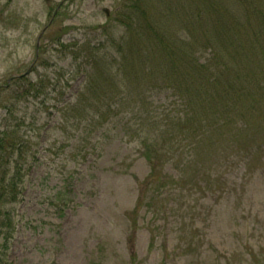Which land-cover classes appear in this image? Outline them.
Instances as JSON below:
<instances>
[{"label":"rangeland","instance_id":"rangeland-1","mask_svg":"<svg viewBox=\"0 0 264 264\" xmlns=\"http://www.w3.org/2000/svg\"><path fill=\"white\" fill-rule=\"evenodd\" d=\"M127 3L0 0V127H15L26 140L19 194L0 206L9 211L12 225L4 264H241L250 248L264 249V148L258 151L246 136L240 148L231 145L237 152L223 153L228 160L221 153L211 159L212 177L220 178L214 196L196 197L192 187L175 189L179 195L158 200L159 231H152L151 214L142 211L132 232V210L150 169L140 150L141 135L148 131L141 113L122 95L107 100L106 121L90 109L80 115L68 104L84 78L80 71L73 75L78 48L106 39L108 28L115 37L124 32ZM256 6L263 11L254 6L256 20L264 23V3ZM236 14L244 29L231 42L243 44L252 29L244 23L245 11ZM177 26L173 32L181 29ZM205 45L190 49L200 61L212 56L211 44ZM15 78L21 80L16 84ZM146 94L149 109L162 115H176L182 105L170 89ZM3 105L13 113L4 115ZM258 131L264 133V122L254 128V137L264 140ZM236 134L238 145L243 135L250 136L243 129ZM228 141L227 135L220 140ZM168 157L163 173L179 177L184 161L174 147ZM197 180L204 183L201 176ZM152 235L158 239L150 247Z\"/></svg>","mask_w":264,"mask_h":264},{"label":"trees","instance_id":"trees-1","mask_svg":"<svg viewBox=\"0 0 264 264\" xmlns=\"http://www.w3.org/2000/svg\"><path fill=\"white\" fill-rule=\"evenodd\" d=\"M127 1L124 32L115 37L108 28L106 39L78 48L75 59L79 61L73 75L80 71L84 78L76 97L68 104L80 115L90 109L98 119L106 121L110 116L107 100L122 95L127 103H132L134 112L141 113L139 120L148 131L141 135L140 150L150 169L144 193L137 197L132 210L135 217L130 228L132 232L137 230L139 214L146 211L151 214L152 231L158 232V200L179 195L174 190L186 187L195 189L196 197L214 196L220 178L212 177L211 159L228 149L232 154L237 152L231 145L235 143L240 148L244 136L253 139V147L258 151L264 148V140L254 137V128L264 122V23L256 20L254 6L264 0H176V5L169 0H148L147 4L141 0ZM256 9L263 13L260 6ZM238 10L245 11L244 23L249 31L252 29L249 40L243 44L231 42V36L244 29L236 14ZM174 26L181 29L173 32L177 30ZM206 42L211 44L208 48L212 56L200 61L190 49L198 45V51L203 50L207 48ZM60 45L68 47L65 43ZM109 52L111 61L107 59ZM20 80L13 81L17 84ZM151 89H170L177 94L182 103L177 114L162 115L149 109L146 93ZM14 93L12 98L18 102L19 94ZM138 102L140 107L136 106ZM3 107L4 115L13 113L10 105ZM65 111L69 112V108ZM241 129L250 136L243 135L238 145L236 133ZM257 133L259 138L264 137L263 132ZM226 135L228 143L220 142ZM25 143L15 127H0V206L13 203L19 194ZM172 147L177 150V159L184 161L181 175L174 178L163 173ZM223 158L228 160L230 156L223 154ZM236 166L241 168L237 163ZM190 169L194 170L192 175L188 173ZM199 176L204 183L197 180ZM209 176L212 180L208 181ZM182 180L187 186L181 185ZM11 229L9 211H0V264H4ZM155 235L151 236L150 247L157 243ZM162 244H167L166 240ZM243 255L246 256L241 264H264V249L250 248Z\"/></svg>","mask_w":264,"mask_h":264}]
</instances>
